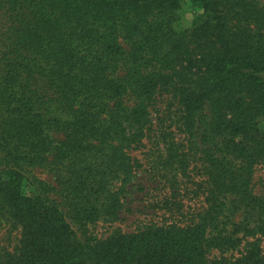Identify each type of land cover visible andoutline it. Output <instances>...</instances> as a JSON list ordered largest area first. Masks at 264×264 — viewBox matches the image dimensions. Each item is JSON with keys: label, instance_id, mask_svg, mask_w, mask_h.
<instances>
[{"label": "trees", "instance_id": "trees-1", "mask_svg": "<svg viewBox=\"0 0 264 264\" xmlns=\"http://www.w3.org/2000/svg\"><path fill=\"white\" fill-rule=\"evenodd\" d=\"M179 1L0 0V97L7 108L0 120V200L19 228L18 243L2 264H207V231L217 226L228 197L246 216L257 217L255 231L264 236V204L249 190L251 159L264 158V131L258 129L264 120V7L255 0H190L202 15L190 30L177 32L171 19ZM122 44L129 45L127 54ZM120 67L124 74L115 76ZM38 78L60 109L66 107V118L57 120L53 98L33 88ZM158 87L174 92L187 132L203 127L201 143L229 137L222 148L209 145L217 150L204 156L215 195L206 223L80 240L54 202L21 193L24 165L34 163L26 150L47 142L54 126L68 133L61 146L83 140L93 150L90 142L117 133L123 123L140 126L142 99ZM131 94L140 100L122 108L108 129L90 112L94 100ZM237 137L241 141L233 144ZM233 155L245 159L234 164ZM121 164L129 167L126 158ZM79 169L66 208L85 231L116 200L97 205L101 166ZM229 264H264V254L251 244Z\"/></svg>", "mask_w": 264, "mask_h": 264}, {"label": "rangeland", "instance_id": "rangeland-1", "mask_svg": "<svg viewBox=\"0 0 264 264\" xmlns=\"http://www.w3.org/2000/svg\"><path fill=\"white\" fill-rule=\"evenodd\" d=\"M255 1L264 7V0ZM201 15L202 10L196 4L180 0L171 26L177 32L190 30ZM122 47L127 54L129 45L122 44ZM123 74L120 67L115 76ZM33 88L42 96L53 98L51 105L57 120L66 118L63 115L66 107L60 109L58 97L43 79L38 78ZM174 95L173 91L158 87L150 98L142 99L146 117L140 126L129 127L123 123L117 133H109L101 142H90L95 146L93 150L85 149L83 140L76 144L71 140L67 148L61 146L63 141L67 142L68 133L60 130L57 124L59 127L50 130L47 142L26 150L33 155L34 163L24 165L21 193L28 197L39 194L54 202L80 240L88 236L104 240L116 234H134L156 227L187 230L206 223L215 195L210 167L204 156L222 148L229 137L216 135L214 141L208 143L215 149L201 143L203 127L195 124L193 135L186 131ZM139 100L133 94L119 99L101 98L89 107L100 124L107 128L122 108H132ZM6 113V104L0 97V120ZM60 113H63L62 117ZM258 129L264 131V120L258 121ZM240 141V138H234L233 144ZM111 148L116 149L117 157L126 158L128 168L121 164V158L114 161ZM214 154L218 156L219 153L215 151ZM244 159L233 155L230 161L237 164ZM84 163L99 165L105 171L98 184L103 192L97 205H108L110 197L116 200L97 221L89 223L85 231L71 221L66 208L70 180ZM250 166V193L264 204V158L251 159ZM225 200V207L217 217V226L209 227L207 231L206 238L210 239L205 254L207 264H229L251 244H257L264 254V236L255 231L257 217L246 216L242 205L233 204V197ZM18 240L19 228L0 200V264Z\"/></svg>", "mask_w": 264, "mask_h": 264}]
</instances>
